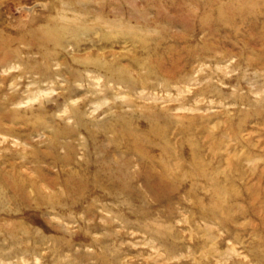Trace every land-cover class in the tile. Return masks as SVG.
<instances>
[{
    "label": "rangeland",
    "instance_id": "374dc122",
    "mask_svg": "<svg viewBox=\"0 0 264 264\" xmlns=\"http://www.w3.org/2000/svg\"><path fill=\"white\" fill-rule=\"evenodd\" d=\"M2 59L0 264H264V0H0Z\"/></svg>",
    "mask_w": 264,
    "mask_h": 264
},
{
    "label": "bare ground",
    "instance_id": "6f19581e",
    "mask_svg": "<svg viewBox=\"0 0 264 264\" xmlns=\"http://www.w3.org/2000/svg\"><path fill=\"white\" fill-rule=\"evenodd\" d=\"M241 1V0H240ZM253 1H255V0H253ZM255 4V3H254ZM241 9V8H240ZM254 9V6L252 5V10ZM254 11V10H253ZM238 13H239V11H237ZM249 12H251V9H250V6H249ZM65 27V29H66V31H71V32H75V31H73L72 30V28H70V27H68V26H64ZM73 46H80V45H72V47ZM5 59V58H4ZM199 59V61H203V62H205L206 60H209L208 58H206L205 57V54H203V55H200V58H199V56H198V58L195 56L193 59H191L190 61H188V63L191 65V71H190V73H189V75L187 76V77H182V76H173L172 78H169V79H163L162 80V82H163V85H162V87H164V88H170L171 87V85L172 84H181V83H188V81L190 80V79H193V74L195 73V72H197V67H196V61ZM217 60H219V58H217V57H214L213 59H212V61L214 62V63H216V64H218L220 61H217ZM2 63L0 64V66L1 67H5L4 68V70H8V69H10V68H13V66L11 65L10 66V64H6V62L2 59ZM23 61V60H22ZM91 63V62H90ZM55 64H59L58 62H56ZM247 66L249 65V62H248V64H246ZM104 66V65H103ZM46 68V70L48 71L49 69H47V67H45ZM198 69H200V68H198ZM83 70L86 72V73H96V72H98L99 73V71L101 70V68L98 66V65H96V64H94V65H85L84 66V68H83ZM41 71V72H40ZM44 71V69L42 68V67H36V66H31V67H26V68H24V73L26 72V73H29L31 76H33L35 73H39V76H38V78H37V82H42V81H45V79H44V76H45V71ZM51 73H53L54 75H58V76H60V73H59V71H54L53 70V72L51 71ZM43 76V77H42ZM79 76H81V74L79 75ZM94 77L95 78H99V76H98V74H96V75H94ZM76 79V78H75ZM39 88L41 89V90H45V89H52V88H50V87H41V86H39ZM41 90H38L37 92H34L32 95H33V97H36V95H38V93L41 91ZM71 97V96H70ZM19 102H21V101H19ZM1 201V200H0Z\"/></svg>",
    "mask_w": 264,
    "mask_h": 264
}]
</instances>
